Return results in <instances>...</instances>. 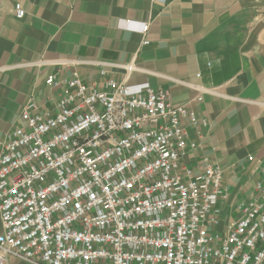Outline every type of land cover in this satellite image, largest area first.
I'll return each mask as SVG.
<instances>
[{"label": "built area", "instance_id": "obj_1", "mask_svg": "<svg viewBox=\"0 0 264 264\" xmlns=\"http://www.w3.org/2000/svg\"><path fill=\"white\" fill-rule=\"evenodd\" d=\"M14 12L25 15L19 2ZM45 82L62 87L55 108L30 96L0 136V264H264V165L221 228V166L181 162L197 146L187 104L147 83Z\"/></svg>", "mask_w": 264, "mask_h": 264}, {"label": "crops", "instance_id": "obj_2", "mask_svg": "<svg viewBox=\"0 0 264 264\" xmlns=\"http://www.w3.org/2000/svg\"><path fill=\"white\" fill-rule=\"evenodd\" d=\"M50 74L97 89L108 78L147 83L194 110L198 123L186 129L197 146L181 162L221 166V228L263 178L264 0H0V136L22 123L30 96L55 108L62 87L46 84ZM3 264L30 263L8 256Z\"/></svg>", "mask_w": 264, "mask_h": 264}]
</instances>
